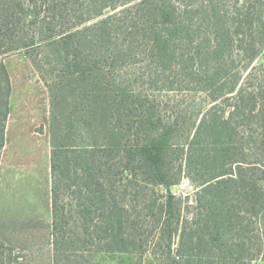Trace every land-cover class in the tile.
Segmentation results:
<instances>
[{
	"label": "trees",
	"instance_id": "trees-1",
	"mask_svg": "<svg viewBox=\"0 0 264 264\" xmlns=\"http://www.w3.org/2000/svg\"><path fill=\"white\" fill-rule=\"evenodd\" d=\"M41 46L54 264L264 263V0H0V58Z\"/></svg>",
	"mask_w": 264,
	"mask_h": 264
},
{
	"label": "rangeland",
	"instance_id": "rangeland-1",
	"mask_svg": "<svg viewBox=\"0 0 264 264\" xmlns=\"http://www.w3.org/2000/svg\"><path fill=\"white\" fill-rule=\"evenodd\" d=\"M33 55V58H29ZM41 55V56H39ZM63 56L46 46L0 58L12 83L6 144L0 154V240L14 264H54L51 225V119L47 84ZM264 62V56L261 58ZM171 191L193 200L194 186L184 180ZM95 264H161L127 255L99 256ZM255 264H264L256 262Z\"/></svg>",
	"mask_w": 264,
	"mask_h": 264
}]
</instances>
